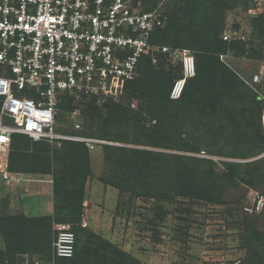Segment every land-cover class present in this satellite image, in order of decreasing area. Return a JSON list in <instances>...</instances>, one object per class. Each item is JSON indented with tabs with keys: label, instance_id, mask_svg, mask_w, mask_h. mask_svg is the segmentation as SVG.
Returning a JSON list of instances; mask_svg holds the SVG:
<instances>
[{
	"label": "trees",
	"instance_id": "trees-1",
	"mask_svg": "<svg viewBox=\"0 0 264 264\" xmlns=\"http://www.w3.org/2000/svg\"><path fill=\"white\" fill-rule=\"evenodd\" d=\"M161 1L145 0L143 1V10H154L161 4ZM237 4H242L245 8L248 6L247 0H165L160 6V9H163L162 19L164 22L155 27L150 41L158 45L194 50L197 72L194 77L187 80L181 96L171 98L170 93L174 80L183 76V68L180 67L179 71L174 72L172 67L165 64L168 59L163 52L153 54L150 52L143 54L140 58L135 77L131 80L120 81L117 88L124 87L130 98L141 96L144 101L139 108L133 109L130 105L131 101L127 105L113 104L112 106H109L108 102L106 103L107 114L104 116L100 107L94 105L95 99L87 102L88 105L81 108V112L76 118L82 123V127L77 129L80 131L79 134L122 144V146L106 144L97 147V149L101 148L105 158L112 164L124 166L123 154L128 153L131 154V158L126 166L131 170L136 168L138 172L142 171L143 166L156 165L154 162H159L162 167L172 163L174 167L177 166L179 174H181L177 193L183 196L188 195L192 199H204L206 202L226 205L227 207L222 211L226 226L239 236L241 246L238 248H247L250 246V242L256 247V245H261L264 240V236L256 229L255 222L258 219H264V207L259 212L255 210L253 203L252 207L257 215V220L253 221L245 212L246 210L241 204L242 199L237 202V207H230L222 201L223 187L215 185V183L231 179L235 180L237 184L245 182L252 189H259L264 183V155L250 162L222 160L220 163L225 171L217 175L214 167L207 168L206 171L203 169L204 164L212 163V159L206 160L207 158L202 159L191 155L126 146L133 142L143 143L144 140H141L143 136V139L147 137L148 140H145V144L150 147L198 153L201 151L200 132L197 131L199 125H203L205 130L213 131L218 141L225 142L223 133L215 127L220 121L228 120L225 124L221 123V126L223 124L225 128L231 126L234 134L237 135L230 138V142H233L235 149H241L245 144L246 151H235L234 149L235 152L230 154L224 151L223 155L249 158L252 155L264 154V132L261 120L264 96L259 86L262 80L246 82L220 59V54L226 53L229 49L235 50L237 55H251L258 54L257 48L253 47L255 44L264 45V13L251 20L250 25L253 30L249 38L224 39L227 12ZM236 27L239 28L238 25ZM152 55H156L158 61L163 62L159 66H155L152 63ZM258 57L263 59L262 54ZM74 100L75 97L69 93L62 95L60 110L65 106L72 109ZM60 116L61 112L57 115L58 120L61 119ZM76 118L74 119L76 120ZM132 119L140 129L137 134H132L133 140H130L126 136L128 134L126 127H131ZM153 120H155L151 127L153 131H145L150 129H144L143 123ZM100 121L104 126L100 125ZM95 124L101 131L100 134H97L93 129ZM122 126L125 127L124 132L119 130ZM183 135L185 136L182 137ZM202 137L205 142L207 136L203 135ZM7 144L9 143L0 145ZM50 145L45 141H34L29 136L22 134H14L10 142V169L35 173L39 170L43 172L53 170V163L59 166L54 170V197L57 204L56 211H58L57 214L55 211V216H30L25 213L20 216L0 219V231L4 237L7 255L12 257L11 260L8 259L10 264L22 262L24 258L19 256L17 262L14 256L23 252L36 254L43 264H50L54 223H70L76 234L74 256L60 258L59 263L124 264L129 258L126 252L92 229L81 226L85 187L87 179L92 173L91 155L95 150L92 151L82 142L63 140L60 146H56L54 157H52ZM254 148L256 150L252 152ZM30 161H41L44 163V167L39 169ZM118 173L116 171V175ZM109 180L110 184L120 188L119 210L125 192L130 190V187L127 184L118 183L117 180L112 179V176L109 177ZM132 193H134L132 194L134 197L142 195L137 190ZM146 195L164 201L173 196L163 192L151 196L149 193ZM260 197H264V193L256 192L254 201ZM166 219L167 211L163 206L157 204L154 207L153 218L147 222V229L152 232V237L156 242H162L160 224ZM83 234H86L84 239L82 238ZM251 251L255 256L254 261L249 254L237 261L253 263L264 260V250ZM1 257L3 259L6 257L2 251L0 252ZM234 262L231 261L227 264ZM260 263L263 264V262ZM0 264H5V260L0 261Z\"/></svg>",
	"mask_w": 264,
	"mask_h": 264
},
{
	"label": "rangeland",
	"instance_id": "rangeland-1",
	"mask_svg": "<svg viewBox=\"0 0 264 264\" xmlns=\"http://www.w3.org/2000/svg\"><path fill=\"white\" fill-rule=\"evenodd\" d=\"M143 1L145 0H142V3ZM247 2V8L242 4H237L227 12L223 37L226 33L235 35L236 33H241L249 38L253 30L250 22L253 18L264 13V0H247ZM251 8L255 10L261 9L263 11L258 14L251 12ZM162 11L163 9L161 8L160 12ZM237 25L239 28L236 27ZM253 47L257 48L258 54L237 55L235 50L229 49L226 53L220 54V59L236 71L246 82H252L254 75L260 74V80L262 81L259 86L264 96V45L257 43ZM191 50L194 53V50ZM260 54L263 55V59L258 57ZM153 57L154 55H152ZM161 62L163 61L159 60L154 63L152 59V63L155 66H159ZM165 64L172 67L175 70L174 72L179 71L180 67L182 68L179 58H173L170 61L167 60ZM176 80L178 79L176 78L174 80L173 86ZM95 99L75 98L72 109L66 106L61 108V119H57L55 130L63 133L79 134L80 131L75 129L76 120L74 118L76 117L72 116V111L79 108L80 113L81 108L88 105L87 102ZM129 101H131V107L137 109L144 100L141 96H132L130 98L128 91L123 87L121 89L116 88L111 94L102 99H96L94 105L99 106L104 112V116H106L108 109L106 103L109 102V106L113 104L127 105ZM74 120L75 122H72ZM261 120L264 132V110ZM203 122L208 123L209 121ZM226 122L228 120L220 121L217 124L218 126L215 127L221 130L226 140L225 142L218 141L213 131L205 130L202 127L203 125H199L200 127L197 128V131L200 132L199 144L201 151L198 153H184L173 149L150 147L145 144L147 137L143 139V136L141 139L144 140L143 143L138 144L133 142L128 143L126 146L137 149L191 155L202 159L207 158L206 160L212 159V163L208 162L204 164L203 169L206 171L207 168L214 167L217 175L225 171L223 165L220 163L222 160L250 162L264 155H252L249 158H234L231 155H223L224 151L230 154L236 150L246 151L245 144L241 149L234 148L233 142H230L229 139L236 134H234L231 126L223 127ZM4 123L9 125L14 124L13 120L8 117L4 119ZM154 123L155 120L144 122V129H150L145 131H153L151 127ZM221 123H224L223 126H221ZM100 125L104 126L102 121H100ZM130 125L131 127H126L129 134L126 136L130 140H133L132 134H137L140 128L136 126V122L133 119L130 121ZM93 129L97 134L101 133L96 124L93 126ZM119 130L124 132L125 127L122 126ZM201 135L207 136L205 142ZM117 145L122 146L120 143H117ZM56 146L60 145H50V154L52 157H54ZM93 150L95 152L91 155L92 173L86 182L81 226L92 229L106 240L116 244L123 252H126L129 258L124 264H227L231 261H236L232 264H261L260 262L264 264V260L253 263L237 261L241 257H247L248 255L246 254H249L250 258H253L252 261H254L255 256L251 250H264V240L261 245H256V247L250 242V246L247 248H238L241 246L239 236L235 231L232 232L228 229L223 219L222 211L227 206L206 202L204 199H192L188 195H179L177 192L179 190L181 174H179L178 167H174L173 163L162 167V165H159V162H154L156 165L152 164V167L150 164L148 167L143 166L142 171L138 172L136 168L131 170L126 166V163L130 162L131 154H123L125 165L119 166L108 162L101 148ZM255 150L254 148L252 152H255ZM10 152V143L0 145V219L10 216H20L25 213L30 216H55L57 204L55 202L56 198L54 197V170L59 166L53 163V170L48 172H43L42 170L35 173L19 172L10 169ZM30 163L39 169L44 167V163L41 161H30ZM4 171H11L14 178L6 181L3 178ZM116 171L119 172L117 175ZM110 176H112V179L117 180L118 183L123 185L127 184L130 187V190L125 192L119 210L120 188L110 184ZM238 183L230 179L224 180L221 183L217 182L215 185H221L223 187L222 201L226 202L230 207H237V202H240V199H242L241 204L244 206L245 212L255 221L257 220L256 212L250 208L253 206L256 192L264 193V183H262L259 189H252L245 182ZM35 184H39V187L34 188L33 186ZM134 190L139 191L142 195L134 197L132 195L134 194L132 193ZM159 192L172 194L173 196L171 198L173 199L170 200L171 198H169L166 201L157 200L154 197H148L146 195L149 193L151 196ZM157 204L163 206L167 211V219L160 224L162 242H156L152 237V232L147 229V222L153 218L154 207ZM255 222L257 224L256 229L264 236V219H258ZM85 236L86 234H83L82 238L84 239ZM1 251L6 254V257L4 259L1 257L0 261L5 260V264H10L8 259L11 260L12 257L7 255L4 237L0 231ZM19 256L24 259L30 258L31 260L38 258L36 254L23 252L14 256L17 262L19 261Z\"/></svg>",
	"mask_w": 264,
	"mask_h": 264
},
{
	"label": "built area",
	"instance_id": "built-area-1",
	"mask_svg": "<svg viewBox=\"0 0 264 264\" xmlns=\"http://www.w3.org/2000/svg\"><path fill=\"white\" fill-rule=\"evenodd\" d=\"M161 4L144 11L142 0H0V144L22 134L52 145L63 140L82 142L91 150L117 145L56 131L62 95L102 99L120 81L133 79L140 58L150 52L161 51L169 61L180 59L183 76L170 95L179 98L187 80L196 75V58L189 48L151 43L153 30L164 22ZM262 11L251 8L258 14ZM236 35L226 33L224 39L246 38ZM153 61H158L156 55ZM259 80L260 74H255L253 81ZM78 115L76 108L72 116ZM6 117L14 124H5ZM81 127L76 119L75 128ZM3 178L10 181L14 175L4 171ZM255 201V210L262 211L264 197ZM53 230L50 264H62L60 258L75 254L76 234L70 223H54ZM19 264L43 262L26 258Z\"/></svg>",
	"mask_w": 264,
	"mask_h": 264
},
{
	"label": "crops",
	"instance_id": "crops-1",
	"mask_svg": "<svg viewBox=\"0 0 264 264\" xmlns=\"http://www.w3.org/2000/svg\"><path fill=\"white\" fill-rule=\"evenodd\" d=\"M33 187H34V188H36V187L38 188V187H39V184H35V186H33Z\"/></svg>",
	"mask_w": 264,
	"mask_h": 264
}]
</instances>
